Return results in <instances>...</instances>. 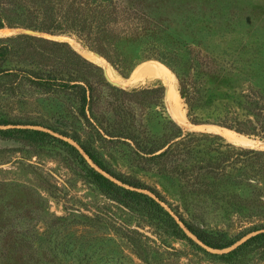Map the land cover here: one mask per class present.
<instances>
[{
    "label": "rangeland",
    "instance_id": "1",
    "mask_svg": "<svg viewBox=\"0 0 264 264\" xmlns=\"http://www.w3.org/2000/svg\"><path fill=\"white\" fill-rule=\"evenodd\" d=\"M103 1L121 9L111 23L123 35L121 64L75 35L0 28L1 38L63 41L80 56L62 55L72 64L59 68L53 93L14 83L16 58L0 61V129L34 131L26 141L0 134V264H264L262 248L210 254L264 231V155L242 152L264 150L256 123H264V0ZM91 51L124 80L146 62L163 64L180 108L163 78L119 85ZM222 121L250 122L259 133ZM216 127L263 144L230 141ZM94 171L151 196L182 227L232 244L209 247L185 227L200 248L176 237L109 199Z\"/></svg>",
    "mask_w": 264,
    "mask_h": 264
},
{
    "label": "trees",
    "instance_id": "2",
    "mask_svg": "<svg viewBox=\"0 0 264 264\" xmlns=\"http://www.w3.org/2000/svg\"><path fill=\"white\" fill-rule=\"evenodd\" d=\"M116 5L103 0H0V28H26L45 32L49 34H69L75 35L87 47L97 51L112 64H121L123 62L117 50V44L123 39V35L112 29V21L122 18ZM134 34H139L140 27L135 28ZM124 38H126L124 36ZM93 52V51H91ZM95 53V52H94ZM80 57L68 43L55 41L40 36L29 34H18L8 37H0V61L6 60L8 55L16 58V66L13 76V82L19 84L22 80H28L38 86L45 87L48 92H55L62 85V78L58 75L60 67H64L66 60L63 56ZM7 55V56H6ZM82 59V58H81ZM29 65L30 68L25 67ZM138 65L135 66L138 67ZM30 75V76H29ZM165 86V85H164ZM193 123H198L191 120ZM229 123L222 121L220 124L237 132L246 134H257L262 130L264 138V123L256 118L257 126L247 123L235 122ZM36 133H40L35 131ZM258 132V133H257ZM34 131L27 129H0L2 137L17 138L23 141L29 140ZM43 134L44 133H40ZM242 152L250 153L254 156L264 155V150L247 149ZM94 179L99 188L107 197L128 210L138 211L144 214L149 221L169 230L178 238H186L196 247L200 246L189 238L183 227L203 244L212 248H222L229 244L218 243L214 238L205 236L201 230L191 224L179 222L168 213L164 207L151 196L126 188L117 184L101 173L94 171ZM262 248L264 250V231L255 233L248 237L235 248L221 253L219 257L228 259L240 255L248 250ZM206 253H208L205 250Z\"/></svg>",
    "mask_w": 264,
    "mask_h": 264
},
{
    "label": "bare ground",
    "instance_id": "3",
    "mask_svg": "<svg viewBox=\"0 0 264 264\" xmlns=\"http://www.w3.org/2000/svg\"><path fill=\"white\" fill-rule=\"evenodd\" d=\"M94 53V52H93ZM91 53V54H86V56H88L87 58L96 61L98 63H102L106 66V70L107 73L111 76V78H113L116 82L119 83V85H128L131 84L135 81L138 80H144L146 78H163L166 81V85L165 88H168V99H170L173 104L171 103L173 110H177L178 108V94L176 91V87H175V76L174 74L167 68L165 67L163 64L156 62V61H152V62H146L144 64H142L134 73V75L132 76V78L130 80H124L122 77H118L116 76L112 69L109 67V65L107 64V62L104 60L103 57H101L100 55H98L97 53ZM117 83V84H118ZM180 106V105H179ZM182 107V106H181ZM180 111V109H179ZM180 114V113H179ZM176 116V115H175ZM179 115L176 116V118H178ZM180 117V116H179ZM184 116H182L181 118H183ZM179 120V119H178ZM179 123H183L180 122ZM222 135H224L228 140L242 144V145H249L250 139L237 134L235 131L227 129V128H219L216 127ZM264 145V144H263ZM258 147V146H257Z\"/></svg>",
    "mask_w": 264,
    "mask_h": 264
},
{
    "label": "water",
    "instance_id": "4",
    "mask_svg": "<svg viewBox=\"0 0 264 264\" xmlns=\"http://www.w3.org/2000/svg\"><path fill=\"white\" fill-rule=\"evenodd\" d=\"M167 91H168V88L166 89V97L168 98V95H167L168 92ZM262 144L263 143L261 141H258V140H255V139H250V142H249V145L252 146V147L260 146Z\"/></svg>",
    "mask_w": 264,
    "mask_h": 264
}]
</instances>
